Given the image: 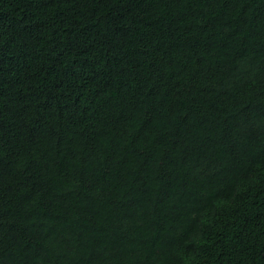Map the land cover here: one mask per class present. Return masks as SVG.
Segmentation results:
<instances>
[{
	"label": "trees",
	"instance_id": "trees-1",
	"mask_svg": "<svg viewBox=\"0 0 264 264\" xmlns=\"http://www.w3.org/2000/svg\"><path fill=\"white\" fill-rule=\"evenodd\" d=\"M0 264H264V0H0Z\"/></svg>",
	"mask_w": 264,
	"mask_h": 264
}]
</instances>
